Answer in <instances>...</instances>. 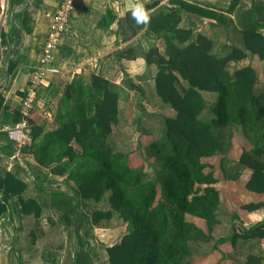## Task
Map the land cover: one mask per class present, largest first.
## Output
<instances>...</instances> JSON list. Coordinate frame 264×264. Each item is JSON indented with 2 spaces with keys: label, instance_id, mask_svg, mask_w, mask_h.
Returning <instances> with one entry per match:
<instances>
[{
  "label": "trees",
  "instance_id": "16d2710c",
  "mask_svg": "<svg viewBox=\"0 0 264 264\" xmlns=\"http://www.w3.org/2000/svg\"><path fill=\"white\" fill-rule=\"evenodd\" d=\"M231 1L230 12H233L241 0ZM25 3L9 0L10 12ZM158 4V0H153L146 8L152 10ZM182 5L199 15L219 18L215 12ZM23 11L20 29L31 34V14L26 8ZM243 16V49H234L224 58L211 54L212 42L202 35L186 47H178L175 40L187 43L193 33L175 30L181 20L176 12L151 19L150 31L158 33L157 23L163 24L164 30L169 27L170 35L165 36L168 59L157 49H151L145 61L158 67L157 96L176 116L164 119L166 139L150 144L148 162L140 151L124 153L111 149L109 140L120 121V97L102 76H75L60 100L56 131L47 132L45 121L33 111L29 120L32 144L23 151L32 154L42 167L56 165L55 172L68 174L66 183L86 202L100 203L110 194L111 211L97 214V223L110 220L116 213L127 225L120 243L107 248L109 264H201L191 247L193 243H210L214 239L223 199L219 184L226 179L225 172L224 176H218V166L206 161L222 155L224 133L230 139L240 134L250 143V148L242 149L238 169L250 172L244 185L246 192L264 198V94L257 95L258 77L251 66L235 74L227 70L231 62H240L248 54L264 62V36L260 32L264 30V21L260 22L254 10ZM114 21L108 12L99 25L109 28ZM0 44L7 54L6 71L11 76L16 63L9 58L15 50L6 52L10 42L4 31L0 33ZM131 87L138 89L133 84ZM203 93L218 97L212 109L213 117L207 121L201 119L208 109ZM4 102L0 93V113ZM20 119L18 113L16 124ZM74 144L81 149L80 153ZM148 163L159 178L147 179ZM0 190H4L3 202L7 203L10 197L21 195L25 185L8 175L0 179ZM234 202L247 212L264 208V201L249 205L239 199ZM3 211L5 206L1 205L0 213ZM232 229L231 237L215 241V249L224 244L236 247L239 241L256 240L264 244V223L245 229L234 215ZM263 261L264 258L253 255L247 258V264H263Z\"/></svg>",
  "mask_w": 264,
  "mask_h": 264
},
{
  "label": "crops",
  "instance_id": "0c3cea01",
  "mask_svg": "<svg viewBox=\"0 0 264 264\" xmlns=\"http://www.w3.org/2000/svg\"><path fill=\"white\" fill-rule=\"evenodd\" d=\"M23 1L26 3L22 7H16L13 13L10 12L8 1L7 14L4 20L3 15L0 18V22L3 20L2 31L10 42V48L6 47L5 50L18 51L16 56L13 53L9 58L16 63L11 76L6 78L7 65H0L3 70L0 93L5 101L0 113V179L10 175L15 181L25 185L23 193L10 197L7 203L3 202L4 190H0V206H5V211L0 213V264H109L107 248L119 244L127 233V225L119 220L116 213H113L110 220L98 223L95 220L97 214L111 211L110 194L100 203L86 202L66 183L68 174L55 172L56 165L42 167L32 154L18 148L21 135L15 120L38 67L43 47L48 41L54 16L62 3V0ZM137 2L138 0H75L68 32L55 53L53 66L45 74L35 102L34 111L45 121L47 132L58 129L56 118L60 100L75 76L80 74H95L110 82L111 90L120 97V115L124 111L125 102L131 107L136 106L139 101L143 105L152 102L154 106L162 107L161 100L156 97L158 67L147 65L145 55L151 49H157L162 57L168 59L165 36L170 35V30L169 27L164 30L163 24L158 23V33L150 31L149 24L144 27L137 25L131 16L130 7ZM139 2L146 7L153 0ZM158 2V6L151 10L152 18L176 12L181 20L175 30L193 33L187 43L175 40L178 47L184 48L202 35L212 42L211 54L218 58L228 56L234 49H243L241 32L246 12L254 10L260 22L264 21V0H241L233 12H230L231 0ZM4 3L5 1H1L3 8ZM182 4L215 12L219 18L199 15L187 10ZM25 8L32 17L31 34L20 29ZM108 12L112 13L115 21L109 28H102L99 23ZM13 14L17 17L13 18ZM260 32L264 36V30ZM20 38L22 40L19 43ZM248 66L256 71L258 77L257 95L264 94V90H260L264 85V62L258 56L248 54L240 62H231L227 70L235 74ZM131 84L138 89L132 88ZM183 84L186 85L184 82ZM203 96L213 97L215 107L218 99L216 94L203 93ZM149 109V113H156ZM168 116L174 118L176 112L170 110ZM230 140L224 133L221 159L222 164L226 165L232 162L231 153L228 155L234 149ZM243 147L244 144L240 145L237 163ZM74 148L78 153L81 152L76 144ZM16 155L18 158L14 159ZM227 177L225 182L229 185L228 191L225 190V199L232 202L229 207L230 217L223 220L218 212L213 237L222 228L227 233L217 240L231 237L234 215L239 217L245 229L264 223V208L247 212L234 202L239 199L244 205H249L264 201L263 197L250 194L244 188L249 181L250 172L233 171ZM200 226L205 227L204 224ZM225 246L224 257L218 264L222 261H227L228 264H247L250 255L264 258V244L256 240L239 241L236 247L230 244ZM249 246L253 249L250 250ZM199 262L202 264L200 260Z\"/></svg>",
  "mask_w": 264,
  "mask_h": 264
},
{
  "label": "rangeland",
  "instance_id": "374dc122",
  "mask_svg": "<svg viewBox=\"0 0 264 264\" xmlns=\"http://www.w3.org/2000/svg\"><path fill=\"white\" fill-rule=\"evenodd\" d=\"M2 2L5 0H1ZM5 4V3H4ZM3 8V7H2ZM3 11V9H2ZM2 12L0 13V18L2 19ZM7 52V51H6ZM2 63L6 61L7 54L2 51ZM1 63V64H2ZM260 90H264V85L261 86ZM157 97V95H156ZM208 102V109L201 116V119L207 121L213 117L212 109L214 108L215 100L213 97H205ZM162 102V101H161ZM163 104V103H162ZM124 111L120 115L119 124L114 127V132L109 140L110 147L115 152H124L129 153L132 151H140L142 156L148 162L150 159L149 146L153 142H163L166 139L164 119L169 118L168 112L172 110V108L168 105H161L162 107H157L152 104V102H147L143 105L140 101L137 102V105L134 107L129 106L128 102L124 103ZM146 106V107H145ZM147 106L150 111H154L156 113H149L147 110ZM222 133V132H221ZM223 134V133H222ZM227 136V135H226ZM226 139V138H225ZM224 140V138H223ZM227 140V139H226ZM233 144V150L229 151L231 153L230 164H222L221 156H218L213 159H208L206 162L212 166H218L217 174L218 176H224L222 173L225 172V177L228 179L227 174L230 172H238L237 159L240 151V145L244 144V147L250 148V143L243 139L240 134H234L233 138L230 140ZM232 170V171H230ZM146 177L148 180H153L156 177H160L156 174V171L151 168L149 163L146 165ZM229 182V181H228ZM228 183L223 180L219 188L223 192V203L222 208L220 209V213L218 216L223 217V220H226L227 216L230 217V204L227 199H225L226 192L228 191ZM227 190V191H225ZM235 204V203H234ZM237 205V204H236ZM118 222V221H117ZM202 225V223H201ZM226 230L222 228L220 233L214 234V239L210 243H193L192 251L193 254L198 260L202 262V264H216L222 260L224 257L223 252L227 248V246L221 245L219 248L215 249V241L218 237L225 236ZM248 248V247H247ZM249 249L253 248L249 246ZM221 264H228L227 261ZM240 264V263H236Z\"/></svg>",
  "mask_w": 264,
  "mask_h": 264
},
{
  "label": "built area",
  "instance_id": "2783aa9c",
  "mask_svg": "<svg viewBox=\"0 0 264 264\" xmlns=\"http://www.w3.org/2000/svg\"><path fill=\"white\" fill-rule=\"evenodd\" d=\"M75 0H62L59 10L53 19V27L45 43L39 60L38 67L34 72L30 84L26 90V97L22 101L20 109V122L16 128L20 131L18 148H24L32 144L31 125L29 120L35 108L38 91L44 83L45 74L55 62V53L60 46L63 37L68 32L69 18L73 11ZM18 158V155L14 159Z\"/></svg>",
  "mask_w": 264,
  "mask_h": 264
},
{
  "label": "clouds",
  "instance_id": "9594fccd",
  "mask_svg": "<svg viewBox=\"0 0 264 264\" xmlns=\"http://www.w3.org/2000/svg\"><path fill=\"white\" fill-rule=\"evenodd\" d=\"M131 7V16L137 25H147L151 22V9L145 7L142 2L135 3Z\"/></svg>",
  "mask_w": 264,
  "mask_h": 264
},
{
  "label": "water",
  "instance_id": "95a60500",
  "mask_svg": "<svg viewBox=\"0 0 264 264\" xmlns=\"http://www.w3.org/2000/svg\"><path fill=\"white\" fill-rule=\"evenodd\" d=\"M8 1L9 0H5V5H4V8H3V12H2L3 13V20H4L5 16H6V14H7V11H8ZM15 16H16V14H13V18H15ZM3 20L0 22V33H1L2 27H3ZM17 53H18V51H15L13 56H16ZM2 58H3V56H2V49H1V44H0V65L2 63ZM8 77H9L8 76V72H6V78H8Z\"/></svg>",
  "mask_w": 264,
  "mask_h": 264
}]
</instances>
